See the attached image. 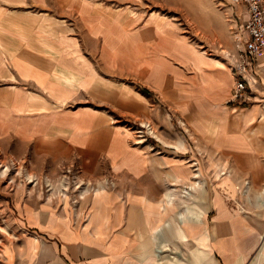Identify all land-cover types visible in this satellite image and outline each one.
<instances>
[{"label":"crops","instance_id":"0c3cea01","mask_svg":"<svg viewBox=\"0 0 264 264\" xmlns=\"http://www.w3.org/2000/svg\"><path fill=\"white\" fill-rule=\"evenodd\" d=\"M107 6L0 0V137L44 141L95 182L74 209L25 208L32 233L7 246L0 264H264V211L237 209L243 195L224 185L227 178L238 187L255 168L257 146L237 149L224 132L238 119L249 131L263 118L264 56L251 102L240 104L232 67L196 76L172 49L174 25L167 34L143 25L127 35L125 14ZM134 49L141 56L128 69ZM114 75L141 80L155 102L139 88L135 113L116 110L99 80ZM163 105L184 126L177 145L136 144L138 131L117 124L149 119L151 108L152 121L171 127Z\"/></svg>","mask_w":264,"mask_h":264},{"label":"rangeland","instance_id":"374dc122","mask_svg":"<svg viewBox=\"0 0 264 264\" xmlns=\"http://www.w3.org/2000/svg\"><path fill=\"white\" fill-rule=\"evenodd\" d=\"M98 1L109 4L107 7L113 13L125 14L127 35L131 30L143 25L148 29L146 32L148 34H151L153 25L157 31L167 34L168 26L174 25L176 44L172 49L178 60L187 65V71L193 72L196 76L200 75L206 79L205 67L219 64L231 70L235 62L238 49L237 34L244 30L246 19L242 11L243 7L235 5L232 0ZM138 56L140 57L141 54L134 49L125 66L128 69H135ZM112 61L115 63L116 59L113 58ZM174 62L183 65L179 61ZM99 80L102 89L109 91L102 93L101 97L111 96L112 93V96L118 99V101L112 100L110 104L116 107V110L135 113L133 109H135L136 97L139 96L136 91L140 89L149 92L147 94L144 91V94L150 96L146 100L150 104L155 102L154 98L157 97L153 91L150 92L151 90L144 86V82L132 76L114 75L110 79L99 78ZM125 106H128V109H125ZM150 109H146L149 119L134 118L116 122L138 131L136 144L145 139L155 147L168 148L170 144L177 145L179 137L175 138V136H182L180 130L183 132L185 130L183 124L174 115V111L164 105L161 107L166 119L169 117L168 114H171L170 127L168 120L152 121L153 111ZM238 110V116L241 117L244 110ZM260 122L246 131L244 123L238 119L231 124L232 128L225 127L224 132L225 142L237 149H252L253 146H257L255 154L250 159L255 168L242 174V183L238 187L231 185V188H228L224 182L225 191L228 190L234 198L237 192L243 195L242 202L235 201L237 209L246 212L252 210L257 214L264 211V116L261 117ZM259 129L261 131L257 133ZM144 130L147 135L145 138L142 137ZM94 183L89 177L82 175L77 165H72L68 159H59L50 154L48 144L44 141L35 139L24 142L10 137H0V261L7 246L20 242L26 235L32 233L33 229L24 217L25 208L31 206L33 209H38L43 205L51 204L54 210L63 207L74 209L79 206L84 195L94 190ZM261 237L264 243V234ZM263 251L264 246L260 254Z\"/></svg>","mask_w":264,"mask_h":264},{"label":"built area","instance_id":"2783aa9c","mask_svg":"<svg viewBox=\"0 0 264 264\" xmlns=\"http://www.w3.org/2000/svg\"><path fill=\"white\" fill-rule=\"evenodd\" d=\"M232 2L241 5L247 13L244 30L237 34L236 39L238 49L232 66L235 77L232 98L237 103L249 104L253 95L252 84L257 82L258 62L260 57L264 56V0H232Z\"/></svg>","mask_w":264,"mask_h":264},{"label":"bare ground","instance_id":"6f19581e","mask_svg":"<svg viewBox=\"0 0 264 264\" xmlns=\"http://www.w3.org/2000/svg\"><path fill=\"white\" fill-rule=\"evenodd\" d=\"M199 56L202 57V55H199ZM28 100H29V99H28ZM40 101H41V100H40ZM27 107H28V106H27ZM27 109H29V108H27ZM233 109H235V108H233ZM241 109H243V108H241ZM243 110H245V108H244ZM196 172H197V171H196ZM196 175H197V174H196ZM226 180H227V178H226L225 181H224L225 183H226ZM195 181H196V180H195ZM196 182H197V181H196ZM196 182H195V183H196ZM191 185H193V183H192ZM226 185H227L228 188H231V185H228V183H226ZM198 187H199V186H198ZM185 192H186V191H185ZM227 192H229V191L227 190ZM229 193H230V192H229Z\"/></svg>","mask_w":264,"mask_h":264}]
</instances>
